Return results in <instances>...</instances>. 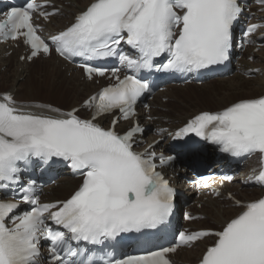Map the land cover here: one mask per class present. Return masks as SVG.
<instances>
[{
    "label": "snow or ice",
    "instance_id": "snow-or-ice-1",
    "mask_svg": "<svg viewBox=\"0 0 264 264\" xmlns=\"http://www.w3.org/2000/svg\"><path fill=\"white\" fill-rule=\"evenodd\" d=\"M257 3L264 5V0ZM60 12L52 0H26L0 18V40H22L31 49L22 60L53 53L66 61L80 58L88 80L107 76L111 82L83 101L81 107L91 110L89 118L79 115V107L63 111L0 93V191L10 194L0 199V264H175L171 254L205 239L212 242L199 264H264V195L241 200L228 193L238 211L219 228L179 232L173 246L122 258L110 250L123 234L166 227L176 208V189L158 170L175 157L158 154L152 144L136 150L137 137L145 132L138 119L123 133L118 130L121 120L137 117V103L152 91L141 74L199 73L225 64L234 24L243 12L240 0H92L68 26L41 35L35 17L47 20ZM261 27L252 24L245 35ZM108 59L119 66L93 63ZM107 116L113 118L105 127L99 121ZM189 135L233 157L259 154V171L245 182L264 187V94L202 110L173 139ZM37 161L64 162L82 182L67 198L42 203L36 181L23 182ZM232 180L230 175L221 178ZM211 181L212 176H200L195 184L212 189ZM22 204L29 207L22 209ZM42 241L48 242L46 252Z\"/></svg>",
    "mask_w": 264,
    "mask_h": 264
},
{
    "label": "bare ground",
    "instance_id": "bare-ground-1",
    "mask_svg": "<svg viewBox=\"0 0 264 264\" xmlns=\"http://www.w3.org/2000/svg\"><path fill=\"white\" fill-rule=\"evenodd\" d=\"M66 2L70 5L68 9ZM90 2H92V0H80V2H77L76 0H65V3H58L63 6L64 13L62 16L53 19V24H57V26H53L52 24L49 29L52 32L62 30L73 21L74 15L86 8ZM258 16L260 19H263L264 11ZM2 55L3 54L0 55V68L8 66V69L4 73L0 72V93L8 91L16 92L17 100L19 101L48 104H52V101H57L59 104L69 106V108L65 109L66 111H69L73 107L81 105L84 99L88 98L89 95L97 90V87L94 85L81 82V75L79 74H73V77L69 78L68 71H63L62 66L57 65L56 61H46L47 66L43 69V72L45 73L44 75L42 73V75H40V70L37 72L35 69L31 71L32 73H29L30 71L28 70L30 66L25 67V65L20 64L17 60L19 56H17L16 62L13 64L12 58L2 59ZM254 59V63H244L247 69L260 68L259 76L254 80L245 81L241 78H233V80H219L216 85H206L203 86L201 90L191 87L186 88L185 90H172L169 96L173 98V100H176L177 102L184 101V103L185 101H191L192 103L195 102L193 105L197 106L199 109H195L189 114V108L191 106H188L185 113H182V115L176 113L178 117L174 115L172 117L171 113L163 114L161 118L167 119L168 122L165 123L164 120H161L157 122L158 125L164 129L180 128L189 118L202 110H210L212 108L215 109H212L214 111L220 110L241 98L255 97L264 94V51H261L258 55L256 54ZM40 86H43V88L48 86L51 91L47 94H43L40 90ZM196 101L198 103H196ZM59 104L55 105L59 106ZM162 108L167 107L164 106ZM253 166H255V161H252L250 166L245 169V173L247 174ZM61 181L62 183L56 189H47L45 191V195L51 197L49 202L65 199V197L76 190L82 182L80 180L69 178H62L60 182ZM253 193L263 194L260 190H253ZM208 206L209 207H206L207 213L215 219L216 225L219 226L224 220L228 219L238 211L237 208H229L230 210L222 211L221 205L216 202H211ZM204 224H207V222H204ZM202 226L204 225L202 224ZM203 251L204 250H202L199 244L192 251L181 256L188 259L190 257L197 258L201 256Z\"/></svg>",
    "mask_w": 264,
    "mask_h": 264
},
{
    "label": "rangeland",
    "instance_id": "rangeland-1",
    "mask_svg": "<svg viewBox=\"0 0 264 264\" xmlns=\"http://www.w3.org/2000/svg\"><path fill=\"white\" fill-rule=\"evenodd\" d=\"M12 63L14 64V61H12ZM37 69V72L39 71L40 72V75H44V73L45 72H43V69H44V65L43 64H39L38 65V67L36 68ZM5 71H7V67H5V68H0V72L1 73H4ZM42 73V74H41ZM30 76V75H29ZM28 76V77H29ZM218 83V81L217 82H215V83H212V85H210V86H213V85H216ZM50 88H48V86H45V88H43V86H40V90L43 92V94H47L49 91H51V89L49 90ZM56 90V89H55ZM53 103V105H55V104H59L57 101H52ZM185 102H187L186 104H185V106L183 105V107H181V108H183V109H181V108H179V110H181V112L182 113H185V111H186V109L188 108V106H191L190 108H189V114H191L192 113V111H194L195 109H199L197 106H194L193 104L195 103H192L191 101H185ZM191 102V103H190ZM196 103H198L197 101H196ZM58 106V105H57ZM59 106L61 107V108H63V109H67V108H69V106H66V105H63V104H59ZM212 109H214V108H212ZM212 109H210V110H212ZM215 110V109H214ZM69 196V195H68ZM67 196V197H68ZM60 197V196H59ZM67 197H65V198H67Z\"/></svg>",
    "mask_w": 264,
    "mask_h": 264
}]
</instances>
